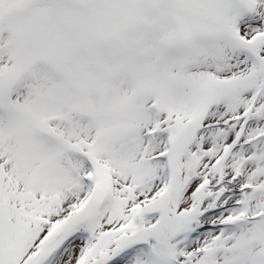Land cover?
Here are the masks:
<instances>
[{"label":"snow or ice","instance_id":"1","mask_svg":"<svg viewBox=\"0 0 264 264\" xmlns=\"http://www.w3.org/2000/svg\"><path fill=\"white\" fill-rule=\"evenodd\" d=\"M0 264H264V0H0Z\"/></svg>","mask_w":264,"mask_h":264}]
</instances>
